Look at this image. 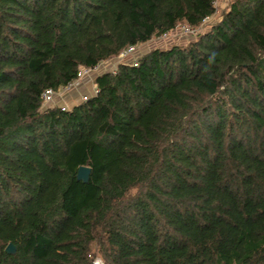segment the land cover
<instances>
[{
	"label": "trees",
	"instance_id": "1",
	"mask_svg": "<svg viewBox=\"0 0 264 264\" xmlns=\"http://www.w3.org/2000/svg\"><path fill=\"white\" fill-rule=\"evenodd\" d=\"M216 1L0 0V264H264V0L117 59Z\"/></svg>",
	"mask_w": 264,
	"mask_h": 264
},
{
	"label": "rangeland",
	"instance_id": "2",
	"mask_svg": "<svg viewBox=\"0 0 264 264\" xmlns=\"http://www.w3.org/2000/svg\"><path fill=\"white\" fill-rule=\"evenodd\" d=\"M229 0H217L215 3L216 12L215 14L208 18L201 26V28L196 30L195 35L184 33L183 31H179L180 29H177L176 31L170 33L167 38L162 39L160 37H156L152 39L150 42L146 44L139 45L137 47L136 52L133 55L134 57H129L123 62H130L132 59L136 57H139L138 55L144 54L154 48H169L173 45H186L189 42L195 41L199 34H203L205 31L208 30L210 25L217 22L219 20V17L221 15L222 10L227 9V4ZM180 28V27H179ZM116 61V60H115ZM115 61L106 62L103 64V66L99 67L98 69L94 70L93 72H90L87 75L81 74L82 77H80L79 81L75 82L73 86H70L69 88L62 90L58 94L52 95L48 102H46V106L49 107H62V108H71L73 105H76L83 101L84 98H89V96H93L96 91V87L93 84V78L98 73H102L104 70L111 69L112 66H115L117 63ZM94 252L96 250L94 249ZM94 263L101 264L102 259L101 257L96 254Z\"/></svg>",
	"mask_w": 264,
	"mask_h": 264
},
{
	"label": "built area",
	"instance_id": "3",
	"mask_svg": "<svg viewBox=\"0 0 264 264\" xmlns=\"http://www.w3.org/2000/svg\"><path fill=\"white\" fill-rule=\"evenodd\" d=\"M178 29H180L179 31H183L185 34L186 33H189V34H192V35H195V33H196V30H194V29H191L190 27H188V26H181L180 28H178ZM168 35H170V33H166V34H164V35H162L160 38H162V39H165V38H167L168 37ZM136 50H137V47H129V48H127L126 50H124L123 52H121L120 54H119V56H118V61H123V60H125V59H127V58H129V57H134L133 55H135L134 53L136 52ZM130 63H136V61H135V58L134 59H132L131 61H130ZM96 69H98V67H96V68H94L93 70H90V69H87V70H83V71H81L80 72V77H82L81 76V74L83 73L84 75H87V74H89L90 72H93L94 70H96ZM71 85H69L68 86V88L70 87ZM72 86H73V84H72ZM67 89V88H66ZM97 92V90L95 91V93ZM52 95H54L50 90H48V91H46L43 95H42V99L45 101V103L46 102H48L49 101V99H50V97L52 96ZM86 98H84L83 100H85ZM95 264H97V263H95Z\"/></svg>",
	"mask_w": 264,
	"mask_h": 264
},
{
	"label": "water",
	"instance_id": "4",
	"mask_svg": "<svg viewBox=\"0 0 264 264\" xmlns=\"http://www.w3.org/2000/svg\"><path fill=\"white\" fill-rule=\"evenodd\" d=\"M90 172L91 170L89 167L80 166L76 173V180L83 184H87L89 181ZM5 252L9 255H14L15 254L14 246L12 244H8L7 247L5 248Z\"/></svg>",
	"mask_w": 264,
	"mask_h": 264
}]
</instances>
